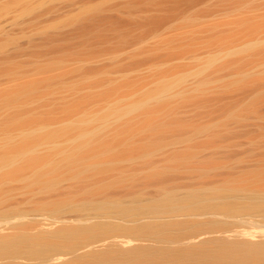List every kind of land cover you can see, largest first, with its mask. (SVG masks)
<instances>
[{"label":"rangeland","instance_id":"rangeland-1","mask_svg":"<svg viewBox=\"0 0 264 264\" xmlns=\"http://www.w3.org/2000/svg\"><path fill=\"white\" fill-rule=\"evenodd\" d=\"M263 170L264 0H0V264H264Z\"/></svg>","mask_w":264,"mask_h":264},{"label":"bare ground","instance_id":"bare-ground-1","mask_svg":"<svg viewBox=\"0 0 264 264\" xmlns=\"http://www.w3.org/2000/svg\"><path fill=\"white\" fill-rule=\"evenodd\" d=\"M209 64H210V63H209ZM160 89H162V88L160 87ZM163 95H164V94H163ZM158 96H159V95H158ZM160 96H161V95H160ZM160 96H159V97H160ZM153 99H157V98H153ZM143 106H144V105H143ZM138 108H142V106H140V107L132 106V107H130L126 112L131 113V112L134 111V113H135V111H136ZM138 110H139V109H138ZM128 113H127V114H128ZM59 133H60V132H59ZM55 136H56V135H55ZM47 139H48V138H47ZM80 144H81V143H80ZM71 145H72V144H71ZM74 146H75V145H74ZM80 146H81V145H80ZM75 148H76V147H75ZM79 148H80V147H79ZM70 149H71V148H70ZM75 150H76V149H75ZM78 150H79V149H78ZM72 152H73V151H72ZM2 157H3V156H2ZM19 158H21V156H20ZM1 159H2V158H1ZM8 159H9V158H8ZM8 159H7V160H8ZM17 159H18V158H17ZM5 160H6V159H5ZM7 160H6V161H7ZM6 161H5V162H6ZM8 161H9V160H8ZM1 163H2V161H1ZM6 165H7V164H6ZM8 165H9V164H8ZM8 165H7V166H8ZM9 166H11V165H9ZM13 166H14V165H13ZM48 166H49V165H48ZM3 167H4V165H3ZM11 167H12V166H11ZM263 171H264V170H263ZM254 175L260 178V176H263V175H264V172H262V171H261V172L258 171V172H256V174L254 173ZM255 176H254V177H255ZM254 177H253V178H254ZM260 179H261V178H260ZM223 190H224V189H222V192H220L221 189H220V190L218 189L217 192H215V191H216V190H215V191H214V194H215V195H216V194L218 195V193H223ZM210 192H211V191H210ZM212 192H213V191H212ZM202 195H203V194H202ZM212 195H213V194H212ZM215 195H214V197L216 198L217 195H216V196H215ZM219 195L221 196L222 194H219ZM219 195H218V196H219ZM194 196H195V195H194ZM199 196H200V195H199ZM192 197H193V196H192ZM195 197H196V196H195ZM203 197H204V196H203ZM209 197H210V196H209ZM214 197H211V198H214ZM183 198H184V197H183ZM196 198H197V197H196ZM196 198H195V200H196ZM222 198H223V197H222ZM190 199H192V198H190ZM204 199H205V198H204ZM263 199H264V198H263ZM170 200H171V199H170ZM182 200H183V199H182ZM207 200H208V199H207ZM220 200H222V199H220ZM220 200H218V201L221 202ZM175 201H176V200H175ZM203 201H204V200H203ZM181 202H182V201H181ZM185 202H186V201H185ZM206 202H207V201H206ZM178 203H179V202H178ZM222 203H223V202H222ZM238 203H239V202H238ZM261 203H262V202H261ZM263 203H264V202H263ZM179 204H180V203H179ZM200 204H201V203H200ZM213 204H214V203H213ZM218 204H219V203H218ZM234 204H235V203H234ZM259 204H260V203H259ZM219 205H220V204H219ZM223 206H224V205H223ZM98 229H99V228H98ZM151 231H152V230H151ZM90 232H91V231H90ZM144 232H146V231H144ZM85 233H88V234H89V230H88V231H78V230H77V231H70V232H69V231H66V233H64V234L62 233L63 235L61 234V237H62L63 240L67 241V240H71L72 238H74V237H76V236H78V235H82V234H85ZM94 233H95V231H94ZM161 233H162V232H161ZM247 233H248V232H247ZM247 233H246V234H247ZM98 234H99V233H98ZM246 234H243V235H246ZM89 235H90V234H89ZM248 236H249V235L247 234V237H246V238H248V240H249V237H248ZM18 237H19V236H18ZM18 237H16L17 240H14L15 238H13V239H12L13 241H11V240L8 239V240H9L8 242H5V241H4V242H1V244L3 245V247H0V248H2V249L4 248V249H5V248H9V247L11 248V247H13V246H14V247H20L21 245H22V247H23V245H25V246L27 245L28 247H32V248H33V245H34V247L38 245L40 248H42L43 246H45V243L43 244L44 241H43L41 238H40V239H39V238H35V237H32V238H30V237L28 238V237H27V238H25V236H24L23 238H21V237L18 238ZM82 237H83V236H82ZM246 238H244V239H246ZM250 239H251V238H250ZM4 240H5V239H4ZM246 240H247V239H246ZM248 240H247V242H248ZM41 241H42V243H40ZM127 241H128V240H127ZM249 241H250V240H249ZM123 243H124V242H123ZM1 244H0V245H1ZM121 244H122V242H121ZM2 245H1V246H2ZM17 245H18V246H17ZM30 245H32V246H30ZM226 245H227V244H226ZM230 245H231V244H230ZM25 246H24V247H25ZM27 246H26V247H27ZM216 246H217V245H216ZM219 246H220V245H219ZM211 247H212V246H211ZM229 247H230V246H229ZM231 247H232V246H231ZM247 247H248V246H247ZM20 248H21V247H20ZM223 248H224V247H223ZM236 248H238V247H236ZM239 248H240V247H239ZM33 249H34V248H33ZM36 249L38 250L39 248L37 247ZM131 249H132V250H135L134 247H132ZM131 249H130V250H131ZM202 249H203V248H202ZM204 249H205V248H204ZM210 249H211V248H210ZM213 249H214V248H213ZM213 249H212V250H213ZM240 249H241V248H240ZM253 249H254V248H253ZM29 250H30V249H29ZM34 250H35V249H34ZM196 250H198V249H196ZM212 250H211V251H212ZM221 250H223L222 247L220 248V250H219V249H218V250L215 249V251H212L213 253H211L210 255L214 257V258L212 257L213 259L211 258V256L209 255V253H208V254H206V253H205V254H201V253H198V251H196L198 254H197L196 252L193 254L192 251H191V253H190V252H189V253L184 252V254H185V253H186V254H185L184 256H183V255H182V256H183L184 258H186L185 260H187V259L189 260V259L193 258L191 261L189 260L190 262H187L188 264H189V263L191 264L192 262H195L196 264H200V262H201V264H206V263H202V262H203V261H206V260H208V261H212V260H213V262H215V261H214L215 258H216V261H219V260H220V257H223V256H220V255H219V254H220L219 252H221V254H222V252H223V251H221ZM226 250H230V251H231V252L228 251L229 254L225 253V251H224L225 256H226V254L229 256V258H228L229 261L231 262V260H232V262H233L234 264H236V263H239V264H240V260H241V258H240V254H239V252H242V251L239 250V252H238L237 250L235 251L234 249H233V250H234V251H233L231 248H228V249H226ZM128 251H129V250H128ZM128 251H127V253H128ZM218 251H219V252H218ZM207 252H208V251H207ZM245 252H246L245 255L248 254V253H251L252 255L254 254V250H252L251 248H248V249L246 248ZM252 252H253V253H252ZM255 252L257 253L258 251L255 250ZM122 253H123V252H122ZM125 253H126V252H125ZM129 253H130V252H129ZM179 253H180V252H179ZM224 253H223L222 255H224ZM258 253H259V252H258ZM164 254H165V253H164ZM164 254H163V253L161 254L162 257H161L160 255H158V257H159V256L161 257V258L159 257L158 259H163V258H165L167 255L165 256ZM242 254H243V253H242ZM242 254H241V256L245 257V255H242ZM251 254H248L247 257H245V258L242 257V258H243V259H246V258H248V256L251 255ZM259 254H260V253H259ZM109 255H110V254H109ZM163 255H164V257H163ZM172 255H174V254H172ZM186 255H187V256H186ZM204 255H205V256H204ZM207 255L210 256V257H209L210 260L206 257ZM255 255H256V254H255ZM90 256H91V255H90ZM110 256H112V255H110ZM110 256L107 255V257H106V254L103 255V256H100V257H99V256H98V257L95 256V257H92L91 260H90V259L87 260V261H86V260H82V262L79 261V262H77V264H105L106 262H107L106 264H108V262H109L111 259L114 258V257H113V258L111 257V258L109 259L108 257H110ZM115 256H116V255H115ZM170 256H171V255H170ZM170 256H168V258H170V260H171V258L174 259V258H173L174 256H172V257H170ZM219 256H220V257H219ZM225 256H224V258H225ZM102 257H103V258H102ZM175 257H176V256H175ZM178 257H179V256H178ZM183 257H181V258H183ZM188 257H191V258H188ZM217 257H218V259H217ZM82 258H83V257H82ZM115 258L117 259L116 261H121V262H119V263H121V264H155L156 262H155L154 260L157 259V257H155L154 255H151V256H150L149 253H144V252H143V253H142V252H141V253H136V254L134 253V254H132V255H123V254H122V255H119V254H118V257H115ZM204 258H205V260H204ZM206 258H207V259H206ZM224 258H223V259H224ZM226 258H227V256H226ZM211 259H212V260H211ZM223 259H222V261H223ZM228 259H227V260H228ZM248 259H249V258H248ZM107 260H108V261H107ZM113 260H115V259H113ZM113 260H111V261H113ZM165 260H169V259L166 258ZM170 260H169V261H170ZM185 260H184V261L182 260L183 263L185 262ZM227 260H226V261H227ZM253 260L255 261V259H253ZM84 261H85V262H84ZM111 261L109 262V264H112ZM162 261H164V259H163ZM173 261H174V262H173ZM176 261H177V260H176ZM196 261H197L198 263H197ZM199 261H200V262H199ZM226 261H225V262H226ZM83 262H84V263H83ZM87 262H89V263H87ZM153 262H154V263H153ZM167 262H168V261H167ZM171 262H173V263L175 264V260H171ZM171 262H169V263H171ZM213 262H212V263H213ZM235 262H236V263H235ZM241 262L244 263L245 261H241ZM251 262H252V261H251ZM113 263H115V262L113 261ZM160 263H161V262H160ZM173 263H172V264H173ZM181 263H182V262H181ZM222 263H223V262H222ZM245 263H246V262H245ZM157 264H158V262H157ZM184 264H185V263H184ZM223 264H224V263H223ZM226 264H227V263H226ZM229 264H231V263H229Z\"/></svg>","mask_w":264,"mask_h":264},{"label":"water","instance_id":"water-1","mask_svg":"<svg viewBox=\"0 0 264 264\" xmlns=\"http://www.w3.org/2000/svg\"><path fill=\"white\" fill-rule=\"evenodd\" d=\"M133 247H134V249H137V248H139L141 246H139V244H137L136 246H133Z\"/></svg>","mask_w":264,"mask_h":264}]
</instances>
